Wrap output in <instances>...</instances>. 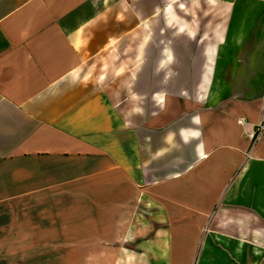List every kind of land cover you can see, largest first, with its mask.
Instances as JSON below:
<instances>
[{
    "label": "crops",
    "instance_id": "crops-1",
    "mask_svg": "<svg viewBox=\"0 0 264 264\" xmlns=\"http://www.w3.org/2000/svg\"><path fill=\"white\" fill-rule=\"evenodd\" d=\"M71 242L264 264V0H0V264Z\"/></svg>",
    "mask_w": 264,
    "mask_h": 264
},
{
    "label": "rangeland",
    "instance_id": "rangeland-1",
    "mask_svg": "<svg viewBox=\"0 0 264 264\" xmlns=\"http://www.w3.org/2000/svg\"><path fill=\"white\" fill-rule=\"evenodd\" d=\"M157 35L155 34V37H156ZM152 45V44H151ZM149 46L150 47V50L147 52V54H148V56H149V59H150V63H151V66H153V63H154V60L157 58V53L156 52H154L153 51V49L155 50V48L154 47H156V44H155V46H153V48H152V46ZM105 65L104 66H102L101 68H99V70L100 71H104L105 70ZM159 228V227H158ZM204 233H205V226L204 227H202L200 230H199V235L200 236H202V235H204ZM152 236V235H151ZM154 237V236H153ZM156 237V236H155ZM77 244L78 243H76V242H71L70 244H69V247H70V254H71V257H69V260H70V264H81V262H82V258H80V257H76V255H78V254H80L81 252H79L78 251V247H77ZM88 245V244H87ZM72 255H74V256H72ZM39 260H41V259H39ZM135 260H136V258H135ZM154 260H158V259H153V258H150V262H152V261H154ZM177 260V261H176ZM185 259H180V258H178V259H173V262L174 263H181V264H183V261H184ZM143 262H146V259H143L142 260Z\"/></svg>",
    "mask_w": 264,
    "mask_h": 264
},
{
    "label": "built area",
    "instance_id": "built-area-1",
    "mask_svg": "<svg viewBox=\"0 0 264 264\" xmlns=\"http://www.w3.org/2000/svg\"><path fill=\"white\" fill-rule=\"evenodd\" d=\"M238 123L244 124V121L241 119V120L238 121Z\"/></svg>",
    "mask_w": 264,
    "mask_h": 264
},
{
    "label": "trees",
    "instance_id": "trees-1",
    "mask_svg": "<svg viewBox=\"0 0 264 264\" xmlns=\"http://www.w3.org/2000/svg\"><path fill=\"white\" fill-rule=\"evenodd\" d=\"M255 138V135L253 136V139Z\"/></svg>",
    "mask_w": 264,
    "mask_h": 264
}]
</instances>
